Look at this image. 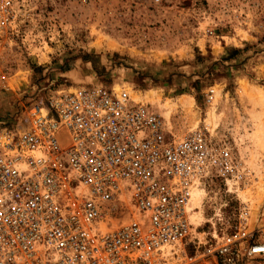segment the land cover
I'll list each match as a JSON object with an SVG mask.
<instances>
[{"label":"built area","instance_id":"built-area-1","mask_svg":"<svg viewBox=\"0 0 264 264\" xmlns=\"http://www.w3.org/2000/svg\"><path fill=\"white\" fill-rule=\"evenodd\" d=\"M22 2L0 0V39ZM214 181L251 180L207 127L178 135L120 89L58 88L0 133V264H264V203L252 227L243 202L233 230H203L194 194Z\"/></svg>","mask_w":264,"mask_h":264},{"label":"rangeland","instance_id":"rangeland-1","mask_svg":"<svg viewBox=\"0 0 264 264\" xmlns=\"http://www.w3.org/2000/svg\"><path fill=\"white\" fill-rule=\"evenodd\" d=\"M0 39V133L29 124L58 88L125 91L182 135L207 127L250 175L245 192H195L203 230L250 227L264 203V0H23ZM208 98L211 101L208 103Z\"/></svg>","mask_w":264,"mask_h":264},{"label":"bare ground","instance_id":"bare-ground-1","mask_svg":"<svg viewBox=\"0 0 264 264\" xmlns=\"http://www.w3.org/2000/svg\"><path fill=\"white\" fill-rule=\"evenodd\" d=\"M263 92H264V89H263ZM194 198H195V194H194Z\"/></svg>","mask_w":264,"mask_h":264}]
</instances>
